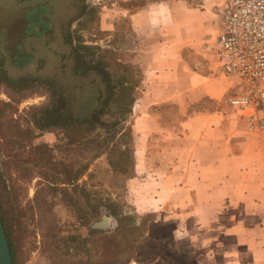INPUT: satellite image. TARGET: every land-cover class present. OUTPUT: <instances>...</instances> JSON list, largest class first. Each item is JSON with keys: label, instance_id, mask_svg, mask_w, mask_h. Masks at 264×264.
<instances>
[{"label": "crops", "instance_id": "0c3cea01", "mask_svg": "<svg viewBox=\"0 0 264 264\" xmlns=\"http://www.w3.org/2000/svg\"><path fill=\"white\" fill-rule=\"evenodd\" d=\"M228 1L115 0L98 12L140 72L130 196L138 212L173 214L190 264H264V126L230 103L238 81L216 45Z\"/></svg>", "mask_w": 264, "mask_h": 264}, {"label": "rangeland", "instance_id": "374dc122", "mask_svg": "<svg viewBox=\"0 0 264 264\" xmlns=\"http://www.w3.org/2000/svg\"><path fill=\"white\" fill-rule=\"evenodd\" d=\"M43 1L60 13L41 24L52 33L41 31L38 39L28 37L21 43L23 50L16 53L0 46V109L10 104L6 123L14 122L11 133H0V199L16 264H184L181 258H174V253L184 251L178 244L173 214L138 212L128 189L132 178L118 175L109 165L108 156L114 157L121 148L117 131L122 127L106 134L96 126L110 128L120 121L115 109L118 96L113 97L110 114L97 123L91 120L94 131L48 127L65 123L62 118L49 120L53 91L75 99L79 92L95 88L91 82L95 74L102 73L113 87L124 75L139 81V68L98 26L99 10L115 0H0V9L9 14L26 8V14L38 13L37 5ZM1 34L2 30L0 38ZM78 102L73 100V108ZM163 111L167 116L176 115L173 107ZM132 117L133 111L125 126ZM17 134L21 142L58 145L52 152L51 167L46 166L48 162L38 167L25 164L24 148L15 147L11 152L12 144L6 140ZM85 162L89 164L87 174L65 183ZM54 163L69 174L54 173ZM131 234L143 235L144 255L139 262L129 263L119 256L129 254L124 238L130 239Z\"/></svg>", "mask_w": 264, "mask_h": 264}, {"label": "trees", "instance_id": "16d2710c", "mask_svg": "<svg viewBox=\"0 0 264 264\" xmlns=\"http://www.w3.org/2000/svg\"><path fill=\"white\" fill-rule=\"evenodd\" d=\"M87 49L86 47H82V50ZM110 78L107 76L106 73L102 74H95V77L93 78L91 83L95 84V88L92 90L87 91H81L78 93V96L75 97L76 102L79 101V106L76 108H73L72 102L75 99H72V97L64 95V93H58L56 91L52 92V103L54 104L53 111L50 114L49 120H52V122L65 119L64 124H53L48 126L49 128H58V127H64L63 129L66 130H83L84 128L90 131H94L96 127H99L100 130H105L106 134L111 130H115L116 128L121 125V131H117L119 133V142L121 148H119L117 155L108 156L109 165L112 168V170L116 171L118 175L125 176L126 178H133L134 177V166H135V145H134V137L131 130V124L129 126L126 125V120L130 116L132 112L133 104L136 100V87L139 86V81L135 82L132 78H129L128 75L121 76L119 79L116 80L115 86L113 87L111 85ZM114 92V93H113ZM118 96L117 103L115 106V109L118 110V113L120 114V121H117L112 127H107L104 124H99V126L94 127V123L99 122L100 119L104 116H107L111 113L112 108L111 105L113 103V97ZM110 106V107H109ZM108 107L110 110H108ZM11 109L10 104L3 105V108L0 109V133H3L4 135L9 134L14 129V122H8L6 123V120H9V117L7 114L9 113ZM71 121H69V120ZM92 119H96V121H91ZM12 123V127L10 125ZM12 140V141H11ZM12 144L11 152L15 150V147H21L25 149L27 158L23 159V162L26 163H34L37 167L41 166L42 162H48L46 166L51 167V163L54 162L53 157V150L54 148H57L58 145L55 146H48L47 144H32L30 141L21 142L19 134L16 135L15 139L6 140V142H9ZM107 142V141H106ZM109 154V152H108ZM57 166L56 163L53 164V168ZM89 169V164L85 162L82 167L80 168V171L77 173V175L73 178H68L65 180V183L69 184L73 182V180H79L80 178H83ZM54 173H59L61 171H64V174H69L67 170L62 169V165L58 167V169L55 167L52 169ZM62 173V174H63ZM116 206V205H114ZM3 207L2 202L0 199V215L1 219L4 225V229L6 232V236L9 241L13 264H16V255L15 251L13 249V244L11 241V238L9 236V232L6 229V222L3 218ZM113 216H118V214L113 211ZM126 243L129 245V254H121L119 256H123L124 259L127 260V262H131L132 260H136L139 262V260L143 257L141 245L143 241V235L142 234H131V237L129 239V236L125 239ZM174 258H181L184 264H190L188 261L187 254H176L174 253ZM105 257V254L103 255ZM112 259V258H111ZM115 261L118 260V256L113 258Z\"/></svg>", "mask_w": 264, "mask_h": 264}, {"label": "built area", "instance_id": "2783aa9c", "mask_svg": "<svg viewBox=\"0 0 264 264\" xmlns=\"http://www.w3.org/2000/svg\"><path fill=\"white\" fill-rule=\"evenodd\" d=\"M216 40L221 71L238 81L232 106L248 119L250 129L264 126V0H229L218 21Z\"/></svg>", "mask_w": 264, "mask_h": 264}, {"label": "flooded vegetation", "instance_id": "af4514ba", "mask_svg": "<svg viewBox=\"0 0 264 264\" xmlns=\"http://www.w3.org/2000/svg\"><path fill=\"white\" fill-rule=\"evenodd\" d=\"M37 7L39 8L38 13L36 11H32L31 13L26 14L25 17L26 22L21 37L17 35L22 31L23 26L22 27L18 26L17 27L18 29L15 32H13L14 34L13 38H15L14 40H12L13 38L11 37V34L7 31L6 28L0 27V31L2 30V34H1L2 37L0 38V46L3 45V47L5 48L11 47L12 48L11 52L16 53L18 51L23 50L21 43L24 40H26L28 37L32 36L36 38L37 36H39L41 31L49 34L52 33L51 30H48L46 27L41 26V24L48 22L50 18L57 17V15L59 16L60 13H58V11L53 10L52 6L48 5L46 1H43L42 3L38 4Z\"/></svg>", "mask_w": 264, "mask_h": 264}, {"label": "water", "instance_id": "95a60500", "mask_svg": "<svg viewBox=\"0 0 264 264\" xmlns=\"http://www.w3.org/2000/svg\"><path fill=\"white\" fill-rule=\"evenodd\" d=\"M27 10L28 8L9 14L6 13L4 10L0 9V17L2 18L0 20V25L1 27L7 29V31L11 34V37L14 36L12 32H15L18 29L17 28L18 26L19 27L23 26L22 31L17 35L19 37L22 36L21 34L24 31V26L26 22L25 15ZM0 264H13L11 249L8 238L6 236L1 215H0Z\"/></svg>", "mask_w": 264, "mask_h": 264}]
</instances>
